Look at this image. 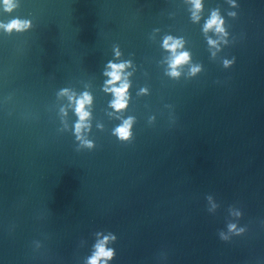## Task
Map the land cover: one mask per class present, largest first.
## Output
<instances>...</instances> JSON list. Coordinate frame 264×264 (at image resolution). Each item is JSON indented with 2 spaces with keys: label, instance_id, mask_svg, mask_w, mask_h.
<instances>
[{
  "label": "water",
  "instance_id": "obj_1",
  "mask_svg": "<svg viewBox=\"0 0 264 264\" xmlns=\"http://www.w3.org/2000/svg\"><path fill=\"white\" fill-rule=\"evenodd\" d=\"M18 3L0 6V22L33 25L0 31V264H84L97 232L117 237L111 264H264V0H202L199 23L189 0ZM217 8L229 42L213 58L202 28ZM167 35L191 57L178 79L165 74ZM109 61L132 63L122 113L103 91ZM63 88L93 98V150L76 151ZM129 116L121 143L112 132ZM230 206L247 231L224 242Z\"/></svg>",
  "mask_w": 264,
  "mask_h": 264
},
{
  "label": "clouds",
  "instance_id": "obj_2",
  "mask_svg": "<svg viewBox=\"0 0 264 264\" xmlns=\"http://www.w3.org/2000/svg\"><path fill=\"white\" fill-rule=\"evenodd\" d=\"M192 8L189 10L191 13L190 19L193 23H199L202 18L203 3L202 0H189ZM232 8H237L238 5L235 0H228ZM0 6H2L3 11L6 14L11 15L15 10L19 8L18 0H0ZM227 15L233 19L236 18V12H228ZM32 21L29 19L13 18L7 23L0 22V31L8 36L13 33L22 34L29 31L32 28ZM202 31L207 39V43L210 49H215L211 52V56L215 58L217 53L221 51L220 45H227L229 40V33L225 27V19L221 16L219 9H214L211 11L210 16L206 19L203 24ZM213 33L218 37V39H212L208 37V33ZM184 41L183 38H176L171 35H167L163 39L162 47L165 51L170 53V56L166 59L168 69L165 74L173 79H178L181 75L180 69L190 63L191 57L189 52L183 51ZM115 57L119 60L121 52L119 47L114 48ZM235 63V58L232 60L224 59L223 67L225 69L231 68ZM132 67L131 61H123L115 63L109 61L107 68L104 71V76L108 77L105 81V86L103 91L109 93L113 96V100L110 102V107L116 113H122L128 108L129 89L131 87L128 77L131 73L126 74V69ZM201 66L194 65L190 68V75L195 76L200 73ZM119 85V86H117ZM142 94H146V89H141ZM58 97H66L69 104L68 108H73L74 114L77 121L74 123V136L78 142L79 147L76 151H81L83 149L93 150L95 144L86 138L85 133L91 130V125L89 123L91 113L87 110L91 107L93 98L88 92H83L77 96L74 92L70 91L68 88H63L57 93ZM74 106V107H73ZM60 114L62 117H67L68 112L65 108L60 109ZM120 119V117H117ZM135 122V117L129 116L127 119H122L119 126H117L112 135L117 137L121 143H131L133 138V124ZM61 123L64 124V128L61 131L67 130V124L62 119ZM208 205V212L210 214H215L220 207L217 202H213V196L209 195L206 197ZM230 220L227 222V232L220 231L219 238L221 241L230 242L233 236H242L245 234L247 229L245 227H238V224L233 222V217L235 221H239L242 218V212L230 206L228 209ZM96 242L93 245L92 253L85 260L84 264H111L115 259V250L109 245L115 244L117 241L116 235L111 232L104 234L102 232H97L95 234ZM40 245L37 244V248Z\"/></svg>",
  "mask_w": 264,
  "mask_h": 264
}]
</instances>
